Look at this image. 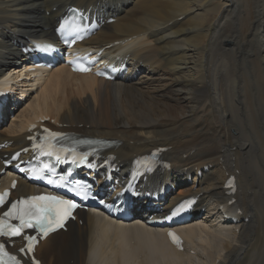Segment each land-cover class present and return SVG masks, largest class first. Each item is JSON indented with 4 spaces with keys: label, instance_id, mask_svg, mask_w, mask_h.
<instances>
[{
    "label": "bare ground",
    "instance_id": "1",
    "mask_svg": "<svg viewBox=\"0 0 264 264\" xmlns=\"http://www.w3.org/2000/svg\"><path fill=\"white\" fill-rule=\"evenodd\" d=\"M70 5L91 17L116 16L83 44L112 45L105 52L141 73L133 82L66 69L35 74L22 85L26 108L0 131V142H11L3 153L22 148L28 126L43 117L64 131L116 141L121 170L164 147L171 170L149 187L170 200L201 193L204 219L214 216L180 227L185 243L177 252L160 229L79 212L82 226L39 245L42 264H264V0H0V78L19 69L24 38H49ZM227 174L237 179L233 197L223 189ZM220 206L248 222L227 225Z\"/></svg>",
    "mask_w": 264,
    "mask_h": 264
},
{
    "label": "rangeland",
    "instance_id": "2",
    "mask_svg": "<svg viewBox=\"0 0 264 264\" xmlns=\"http://www.w3.org/2000/svg\"><path fill=\"white\" fill-rule=\"evenodd\" d=\"M144 71H145V70H144ZM196 261H197V259L194 260V262H196Z\"/></svg>",
    "mask_w": 264,
    "mask_h": 264
}]
</instances>
